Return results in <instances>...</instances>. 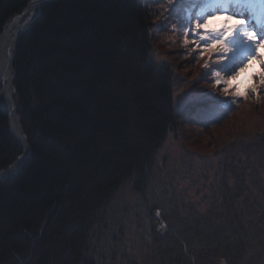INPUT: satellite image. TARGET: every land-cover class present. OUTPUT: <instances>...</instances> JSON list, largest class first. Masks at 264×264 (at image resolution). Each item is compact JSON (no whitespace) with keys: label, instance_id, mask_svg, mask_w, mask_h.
<instances>
[{"label":"trees","instance_id":"obj_1","mask_svg":"<svg viewBox=\"0 0 264 264\" xmlns=\"http://www.w3.org/2000/svg\"><path fill=\"white\" fill-rule=\"evenodd\" d=\"M30 1L0 0V36ZM240 1L233 5L243 9ZM189 8L195 15L200 4L49 0L34 10L18 37L12 64L13 102L29 153L15 176L0 181V264H106L94 244L108 216L132 210L133 202L138 218L132 227L151 226L146 229L152 232L150 241H130L144 264H262L264 246L259 249L256 240L264 221L252 223L254 233H249L240 229L236 211L218 217L227 221L223 230L191 218L187 209L177 213L165 188L168 181H156L153 174L167 139L176 137L173 129L194 128L188 119L192 112L193 118H204L192 107L199 106L195 102L174 100L176 74L168 63L152 59L153 39L164 28L172 52L180 53L183 62L196 59L192 46L182 43ZM198 66L199 75L189 84L206 82L196 89L199 95L223 99L210 86L218 65L210 61L207 69ZM1 92L0 80V99ZM8 122L0 101V171L23 151ZM125 190L136 200L112 207L118 192L125 198L120 195ZM215 192L218 210L228 199L220 195L226 193L223 184ZM256 212L264 216L263 210ZM157 222L166 225L165 236L156 233ZM120 229L129 235L128 228ZM115 237L109 244L117 252L110 254L112 259L120 256L124 244Z\"/></svg>","mask_w":264,"mask_h":264},{"label":"rangeland","instance_id":"obj_2","mask_svg":"<svg viewBox=\"0 0 264 264\" xmlns=\"http://www.w3.org/2000/svg\"><path fill=\"white\" fill-rule=\"evenodd\" d=\"M36 1L37 4H34L33 7L38 6L39 1ZM45 1L46 0L40 1L39 5ZM240 2H244V11L247 9L249 10L252 5L256 6L257 3L259 6L264 7V3L260 0H241ZM158 14L160 15V13ZM27 20L28 17H25L24 22L27 23ZM13 21L10 22L9 25H14L15 21ZM263 21L264 18L259 21L260 23L256 20L254 24L263 26ZM12 31L13 33L6 41V45L3 49L6 57L5 61L8 58L7 52L9 51L10 54L12 52V43L16 27H14ZM164 32L165 28L163 30V33ZM163 33H156V37L153 39L154 56L152 59L161 65L167 66L168 63L174 74H176L177 86L174 87V100L178 103L180 97L185 96V94H191L193 97L200 96V91L196 89L206 82L203 83L201 80H198L195 81L193 85L189 84L199 75L200 70L196 59H192V63L189 61L183 62L180 53L172 52L174 47L165 40L168 35L163 37ZM160 34L161 37L159 38L158 36ZM258 53L260 57L264 58V49H259ZM254 55H256V53H254ZM176 62L177 64H175ZM218 70L219 68L217 71ZM262 72H264V68L261 66V60H253L249 66L240 73V75L245 77L243 80L245 82H242V84L236 81L234 87L238 83L242 90L250 89L251 86L258 82L259 74ZM221 75H225V73ZM202 81H205V79ZM189 86L191 87L189 88ZM8 90L12 91L13 95L11 86ZM193 90L196 95L193 94ZM2 95L4 97H2L3 101L6 99L4 101L5 105L9 107L7 94L3 91ZM12 95V98H10L13 101ZM213 95L219 96L222 94L218 90V93H213ZM232 100L233 98L231 96H228L226 99H220V101H227V106L212 105L206 103L204 100H197L195 104H198V107L202 109L200 110L196 105H192V107L197 111V114H199V112L202 113L204 118L201 120L203 122L193 118L194 112H192V117L188 119L194 122V128L182 125V127L178 129L175 125L177 128L175 127L176 129H173L175 133L172 134L176 137L173 138L170 136L167 139L163 149L158 154L159 161L156 164L153 174L156 181H168L165 188L169 189L170 192L168 190L167 192L170 193L172 202L174 201L173 211L181 213L180 209H187L189 210L188 214L191 218L199 217L207 221L210 226L214 228L218 227L219 230L225 229L226 226L224 225L227 224V221L224 219L225 221L223 220V222L219 220L218 217L236 211V214L241 218L239 221L240 229L245 232L249 231V233H254V230L249 228V224H255L257 221H264V216L256 212L258 209L264 211V88H258V98L249 94L247 99L241 98L239 103L233 104L231 103ZM5 105L2 104V107L4 108ZM202 106L206 107L203 108ZM229 108L231 110H228ZM206 111L209 114L208 118L206 117ZM16 114L15 107V111L11 112L9 121L10 119L12 120L11 117ZM204 122L205 125L203 126L205 127L199 125ZM195 125L197 126L195 127ZM185 136H193V138L188 141L182 140L181 138ZM18 165L19 164L13 169V175L0 179V181L15 176L19 172V170H16ZM5 175L7 174L5 173ZM218 178L221 183L217 181ZM218 184H223L226 193H220V195H225L228 201L223 208H221L220 204V206H218L220 209L217 210L215 208L216 206L213 204L217 202V199L214 200V198L217 197V193L215 192L213 194V189L217 187ZM120 195H125V198L124 196L123 198L122 196L119 197L118 192L111 204L112 207H118L120 206L119 204L123 202L126 205L125 201L129 199L132 201L136 200V196L127 190L120 192ZM134 206L133 202L132 210L122 211L115 215V217L108 216V220L105 221L103 225L104 227L107 226L104 231L102 230L100 233V241L95 243L94 246L97 244L96 251L97 253L100 251L102 252L107 260L106 264H126V262L128 264H144L141 261L142 259H138V252L131 248L132 245L130 241L133 242L143 237L147 239V241H150L152 232L147 233L146 229H150L151 226L146 222L144 225L145 228L141 227L139 223L135 224L134 228L132 227L135 219L138 218V214L133 211L135 210ZM156 213L159 215L158 211ZM213 215L216 216L215 219ZM139 220L143 224L145 222L144 216ZM124 224H127V226H124ZM162 224V222H157L156 233L165 236L169 231L163 229ZM121 226L126 229L128 228L129 235L124 234V231L120 229ZM137 229L141 231L136 233ZM262 229L263 230L260 229L256 240L257 244H259L260 241L259 249L264 246V226ZM256 231L257 229H255V232ZM113 237H120V239L123 240L122 243H124L123 247L120 248V256L117 259H112L110 257V254L117 253L112 247H109ZM257 259L259 258L256 257L255 262Z\"/></svg>","mask_w":264,"mask_h":264},{"label":"snow or ice","instance_id":"obj_3","mask_svg":"<svg viewBox=\"0 0 264 264\" xmlns=\"http://www.w3.org/2000/svg\"><path fill=\"white\" fill-rule=\"evenodd\" d=\"M179 2L180 0H176V3ZM192 2H199L200 10L193 15L191 8L186 9L187 26L181 28L182 43L185 47L192 46L190 52H197L196 62L201 68H209L210 61L218 65L219 70L211 73L213 78L211 88L218 89L224 96L235 97L231 101L233 104L239 103L241 98L247 99L249 94L258 98V88H264V72L259 74L258 82L250 89L242 90L239 85L234 87V84L240 73L253 60L260 59L264 68V58L258 53L259 49H264V26L253 25L242 14L229 11L236 0H192ZM169 3L172 4L173 0H169ZM252 14L255 15L254 11ZM219 16L223 17V25L218 29H209V21ZM233 20L235 23L229 26V22ZM201 60L203 63H200ZM222 72L225 75H221ZM200 95L208 104L228 105L227 101H218L207 94ZM179 102L194 103L197 102V98L185 94L180 97Z\"/></svg>","mask_w":264,"mask_h":264},{"label":"bare ground","instance_id":"obj_4","mask_svg":"<svg viewBox=\"0 0 264 264\" xmlns=\"http://www.w3.org/2000/svg\"><path fill=\"white\" fill-rule=\"evenodd\" d=\"M35 5L37 4V1L34 3ZM23 24V23H22ZM22 24H20L19 26H18V29H23L24 27H25V25H22ZM14 27H17L16 26V23H14V25H9V26H7L6 28H5V30L4 31H6L5 33H4V35H3V37L1 38V40H0V78L1 79H3V81L6 83V84H8V83H10V84H12V76H10V74L9 73H12V64H13V58H14V56H13V58L10 56V59H8L7 58V60L5 61V59H6V57H5V55H4V53L5 52H3V49H4V46L6 45V41L8 40V38L10 37V35L13 33V31H12V29L14 28ZM16 33V32H15ZM15 55V54H14ZM9 76H10V78H11V80H9ZM10 92V94H11V92L12 91H9ZM12 95V94H11ZM13 96V95H12ZM3 97V96H2ZM1 97V99H0V101H1V103L2 104H4L5 105V103H4V101L6 100H4L3 101V98ZM8 98V97H7ZM12 118V122H11V120L8 122V126H9V130H10V132H11V135H12V138L17 142V143H19L20 144V146L21 147H24V146H27L28 147V138H27V135L24 133V131H23V129H22V125L20 124V121H19V117H18V115L16 114L15 116H12L11 117ZM14 132H15V134H14ZM27 144V145H26ZM23 149V148H22ZM28 153H29V149L27 150V151H25V150H23L22 152H21V154L17 157V159L18 158H20V157H23V156H25V155H28ZM27 157V156H26ZM26 159V158H25ZM24 159V160H25ZM24 163V161H22V164ZM14 164V163H13ZM19 166V165H18ZM12 167V165L10 166V167H8L7 169H5V170H2V171H0V172H7V171H9V169ZM21 169V168H20ZM19 169V170H20ZM1 174V173H0ZM1 176V175H0ZM240 217L237 219V221H238V223H239V221H240ZM163 225V229H165V230H167L168 231V229L166 228V226H165V224L163 223L162 224ZM249 225H252L251 223L249 224ZM261 256H263V258H264V254L262 253L261 254ZM218 264H227L225 261H223V262H219ZM262 264H264V260H262Z\"/></svg>","mask_w":264,"mask_h":264},{"label":"water","instance_id":"obj_5","mask_svg":"<svg viewBox=\"0 0 264 264\" xmlns=\"http://www.w3.org/2000/svg\"><path fill=\"white\" fill-rule=\"evenodd\" d=\"M40 1H44V0H40ZM36 2V0H32L29 4H28V6L26 7V10L19 16V17H17L16 19H14V21H15V23H16V33L14 34V40H13V43H12V49H13V45H15V43H16V41H17V39H18V36H19V34H20V32L23 30V29H18V26L21 24V21H22V19L25 17V16H27L28 14H30L31 13V10H32V8H33V5H34V3ZM13 21V22H14ZM7 56H8V59H10V56L13 58V56H14V54H13V56L10 54V52L8 51L7 52ZM10 74V73H9ZM2 78V77H1ZM4 79V78H3ZM3 79H1V82H2V84H3V91H4V93H6L7 94V97H8V101H9V107H7L6 105H5V107H4V109L7 111V113H8V115L10 116L11 115V112H14L15 111V106H14V103H13V101H12V97H11V94H12V92H11V94H10V92H9V87H10V83H8L7 85H5V82L3 81ZM9 80H11V78H10V76H9ZM2 91V92H3ZM11 97V98H10ZM11 120V119H10ZM11 122H12V120H11ZM27 145V144H26ZM23 150H25V151H27L28 150V147L27 146H24L23 147ZM26 156L27 155H25V156H23V157H20V158H18L17 159V161L12 165V167L9 169V171H7V172H1V177H0V179H4L5 177H9V176H11V175H13V169L15 168V166L17 165V164H19V166L18 167H16V170L18 171L19 169H20V166H21V164H22V161H24V159L26 158ZM5 173L7 174V175H5Z\"/></svg>","mask_w":264,"mask_h":264}]
</instances>
